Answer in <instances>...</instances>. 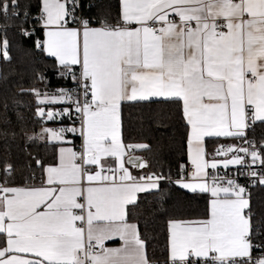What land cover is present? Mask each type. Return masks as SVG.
<instances>
[{"label": "snow or ice", "instance_id": "obj_1", "mask_svg": "<svg viewBox=\"0 0 264 264\" xmlns=\"http://www.w3.org/2000/svg\"><path fill=\"white\" fill-rule=\"evenodd\" d=\"M84 7L96 5L0 0V61L32 68L19 94L39 130L20 134L51 150L32 157L38 183L33 171L17 185L15 165L0 164V264H159L133 210L142 194L162 208L173 185L206 205L201 218L167 219L163 264H264V216L251 205L264 136L249 135L264 125V0H118L99 19ZM49 67L73 86L49 88ZM145 102L175 105L184 122L175 176L131 154L149 145L123 140L124 107ZM206 137L234 143L209 153Z\"/></svg>", "mask_w": 264, "mask_h": 264}, {"label": "trees", "instance_id": "obj_2", "mask_svg": "<svg viewBox=\"0 0 264 264\" xmlns=\"http://www.w3.org/2000/svg\"><path fill=\"white\" fill-rule=\"evenodd\" d=\"M81 3L95 4L96 7L91 9L84 7L82 13L97 19L108 12L115 16L118 11V0H81ZM44 62L51 65L52 61L45 58ZM31 72L27 57L18 56L11 64L0 62V164L7 161L15 165L16 171L13 176L17 185H23L25 178H28V183H33L30 179L33 171L38 183L40 171L35 167L32 157L48 158L51 155L50 148H45L43 143L26 142L20 134L22 126H26L29 131L39 130V124L28 107L30 97L19 94L20 86L28 87L31 83ZM48 75L51 81L49 88L67 85L66 81L57 80L51 67ZM16 101L21 103L17 104ZM17 113L24 115L23 122L18 120ZM249 135H254L259 141L261 136H264V125L258 122L255 132ZM122 136L125 144L150 146L151 151L138 150L134 154L144 157L152 170H163L167 173L171 168L175 176L178 164L187 160L184 122L180 119L175 105L147 102L129 104L124 107L122 113ZM225 141L227 140H206V151L212 153L213 148ZM30 162L32 170L28 167ZM0 176H3L2 171ZM251 196V205L256 213V219L259 220L264 216V187L252 188ZM205 205L206 197L203 194L188 193L176 185L169 188L162 208L153 202L152 197L142 194L140 204L133 212L134 219L139 222V231L145 240L149 258L159 264L166 258V221L169 217L181 220L198 219L202 217Z\"/></svg>", "mask_w": 264, "mask_h": 264}, {"label": "crops", "instance_id": "obj_3", "mask_svg": "<svg viewBox=\"0 0 264 264\" xmlns=\"http://www.w3.org/2000/svg\"><path fill=\"white\" fill-rule=\"evenodd\" d=\"M96 26H98V25H96ZM52 89H55V88H52ZM155 99H160V98H155ZM208 139H213V140H227V141H225V142L219 144V145L216 146L215 148H213V152H214V151H215L220 145H224V144H228V143H234V141H230L229 139H226V138L206 137V138H205V141L208 140ZM185 150H186V149H185ZM136 151H138V150H136ZM134 152H135V151H134ZM182 190H183V191H186V192H188V193H191V192H189V191H187V190H184V189H182ZM119 244H120V241H119L118 238H114L113 240H110V241H106V242H105V245H106L107 247H118Z\"/></svg>", "mask_w": 264, "mask_h": 264}, {"label": "built area", "instance_id": "obj_4", "mask_svg": "<svg viewBox=\"0 0 264 264\" xmlns=\"http://www.w3.org/2000/svg\"><path fill=\"white\" fill-rule=\"evenodd\" d=\"M1 62V61H0ZM67 82V85L65 86V87H67V88H71L73 85H72V83L70 82V81H66ZM48 126H50V127H56V126H58V125H54V124H49ZM75 144L77 145V146H79V144H80V140L78 139V138H76L75 139ZM131 154H134V152L133 153H131ZM221 171H223V169H221ZM164 262V261H163ZM163 262H160V264H163Z\"/></svg>", "mask_w": 264, "mask_h": 264}, {"label": "water", "instance_id": "obj_5", "mask_svg": "<svg viewBox=\"0 0 264 264\" xmlns=\"http://www.w3.org/2000/svg\"><path fill=\"white\" fill-rule=\"evenodd\" d=\"M135 155V154H134ZM136 156H139V155H136Z\"/></svg>", "mask_w": 264, "mask_h": 264}]
</instances>
